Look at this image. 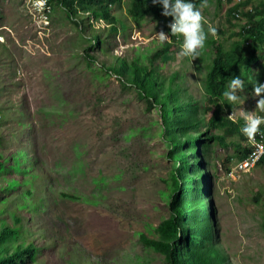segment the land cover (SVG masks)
Wrapping results in <instances>:
<instances>
[{
  "label": "rangeland",
  "instance_id": "1",
  "mask_svg": "<svg viewBox=\"0 0 264 264\" xmlns=\"http://www.w3.org/2000/svg\"><path fill=\"white\" fill-rule=\"evenodd\" d=\"M46 2L0 0V263L166 264L142 238L159 239L188 203L185 223L213 225L209 239L190 229L201 247L184 249L182 264H264V161L229 175L248 142L244 115L264 116L250 94L264 82V40L253 54L242 28L250 20L264 38V0H242L239 21L221 0H193L215 36L192 59L177 55L176 35L147 71L163 48L159 19L130 18L125 0L102 1L104 12ZM221 65L245 88L230 106L223 74L214 118L205 88Z\"/></svg>",
  "mask_w": 264,
  "mask_h": 264
},
{
  "label": "trees",
  "instance_id": "2",
  "mask_svg": "<svg viewBox=\"0 0 264 264\" xmlns=\"http://www.w3.org/2000/svg\"><path fill=\"white\" fill-rule=\"evenodd\" d=\"M88 1V0H87ZM102 1L104 0H90V2L92 3H97L96 8L100 11V12H104L105 7L103 6ZM113 0H106V4L108 5L109 3H112ZM200 1V0H199ZM126 4L128 5V14L129 17L135 20H141L142 18L151 15L154 16V18L159 19L157 20V24L160 26V29H162L166 34L169 33V29L167 27V21L171 20V17H164L161 15V10L159 6L156 5H152L151 0H125ZM195 5V4H194ZM237 8L235 7L236 10ZM231 10L230 13L233 11ZM105 16H107V19L105 18L106 21L108 22H112L111 28L109 30L111 31V34L114 32L116 33V27L115 24L117 22V20H113V18L109 17L108 13H104ZM108 14V15H107ZM248 14H254L253 12H248ZM247 14V15H248ZM248 23L251 24V28L249 29H244L243 31H247V33L252 34V37H250L251 39L248 42H253V46H251V52L253 54L256 53L257 48L260 46L259 42H262V39L264 40V38H262V34L263 32H261L260 34H258L260 32V28L254 25V23H252L250 20H248ZM108 29L103 31V32H107L109 31ZM115 35V34H114ZM171 37V42L169 43H164L162 46L163 48L156 51V53H154L153 55H151V57H147L146 62H147V67H145L146 71L148 68H150L155 61H157V59L166 53V51L170 48L173 47V45H176L177 41H178V37L174 36V35H170ZM101 43V41H100ZM250 43H248V45H250ZM132 62V61H131ZM127 63V62H126ZM137 72L134 69V75L136 76L137 79H139V68H137ZM224 69L225 66L221 65L219 68H215L213 71V74H211L210 79L213 80V82L211 85H207L206 86V92L211 95V96H216V99L210 97V99L212 100V103L215 105L214 109H213V117L214 118H219L220 116H222V112L223 110L221 109L222 105L220 103H218L217 98L221 95V91H220V87L219 85L222 82L226 81V78H223V74H224ZM225 75V74H224ZM238 72L236 71V68L234 66L233 71L225 76L228 77H233V76H237ZM219 79H221L219 81ZM264 95V93H263ZM244 150L242 151V154L240 156V160L246 158L247 156H249L252 152V145H244ZM231 161V159H230ZM264 161V157L257 163V167ZM232 168V167H231ZM230 169V168H229ZM183 200V198H182ZM188 205L190 204H185V205H180L183 207H178L177 209H175V214H173L170 218H168L167 220H165L160 226L159 228H157V232L159 235V239H155V240H150L147 239L146 237L142 238V242L146 247H150V248H155L156 250H159L160 252H162L163 254L166 255L165 259H166V264H182L184 262V260L182 259L183 253H184V249L189 250L191 249L193 246L195 248H199L201 247L200 245L195 244V242H191L190 243V239L187 238V233L190 231V229L192 230H196V232L200 233V236L206 239H209V234H210V230L209 228L213 225L212 223V218L211 216H209L208 221L206 223V225L204 224V220H201L200 218H197L189 223H185L182 219L184 213H186V211L188 210ZM187 215V213H186ZM188 217V216H187ZM263 225H264V217H263ZM210 226V227H209ZM209 227V228H208ZM208 228V230H206ZM209 241V240H207ZM194 258L195 256H190L187 261V263L190 264H194ZM24 258L20 257V261L22 263H24ZM1 264V263H0ZM7 264H19V263H15L13 261V259L8 262ZM26 264V263H24Z\"/></svg>",
  "mask_w": 264,
  "mask_h": 264
},
{
  "label": "clouds",
  "instance_id": "3",
  "mask_svg": "<svg viewBox=\"0 0 264 264\" xmlns=\"http://www.w3.org/2000/svg\"><path fill=\"white\" fill-rule=\"evenodd\" d=\"M152 5L160 7L161 15L164 17H171L167 21L169 33L166 34L163 30L155 32L154 39L157 44L163 45L170 39V35L182 36V43L180 50L177 53L179 57L195 58L199 55V50L204 47L205 40L208 34L215 36V27L209 26L207 32L202 27V14L200 7H203L206 0H201L200 7L194 5L193 0H151ZM45 9V8H43ZM46 10V9H45ZM245 88V81L240 76H233L226 86V90L222 95L229 102L231 106L233 103L239 101V93H243ZM264 82H256L252 86L251 95L259 97L256 100V109L264 111ZM232 113L229 115L231 118ZM244 123L241 125L239 131L249 141H254L255 135L260 131V125L264 124V116L257 114H245ZM257 167V166H256ZM255 167V168H256Z\"/></svg>",
  "mask_w": 264,
  "mask_h": 264
},
{
  "label": "built area",
  "instance_id": "4",
  "mask_svg": "<svg viewBox=\"0 0 264 264\" xmlns=\"http://www.w3.org/2000/svg\"><path fill=\"white\" fill-rule=\"evenodd\" d=\"M221 2L225 6V10H227V15L228 14L233 15L236 21L242 19L241 11L239 9L233 10L235 9L236 6L242 3V0H221ZM46 3H47L46 0H44L43 8L45 9H46ZM231 10L233 11L230 13ZM242 28L249 29L251 28V24H249L248 22H244ZM169 42H171V37L168 43ZM246 145H252L253 149L249 156L239 160L240 161L239 164L236 165L234 169L231 168L232 170H230L229 175L233 176V178L235 177V179L237 178L236 174H240V170L243 171L253 170L257 166V163L264 157V132H260L257 135H255L254 141L248 140Z\"/></svg>",
  "mask_w": 264,
  "mask_h": 264
}]
</instances>
